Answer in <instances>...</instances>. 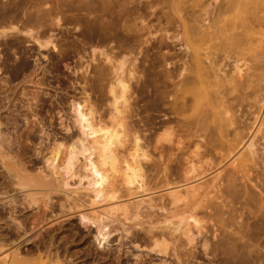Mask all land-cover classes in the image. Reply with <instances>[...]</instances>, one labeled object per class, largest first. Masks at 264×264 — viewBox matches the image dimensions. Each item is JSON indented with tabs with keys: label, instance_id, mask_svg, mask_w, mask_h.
Masks as SVG:
<instances>
[{
	"label": "bare ground",
	"instance_id": "6f19581e",
	"mask_svg": "<svg viewBox=\"0 0 264 264\" xmlns=\"http://www.w3.org/2000/svg\"><path fill=\"white\" fill-rule=\"evenodd\" d=\"M49 2L50 0L0 1V47L11 51L19 38L13 36L15 34L12 38L8 32L16 30L19 25L38 47L51 45L54 50L57 49L56 60L69 61L66 59L68 56L77 58L73 73L81 74L77 78L80 83H84L80 92L83 102L88 105L87 109L93 112L96 106L91 101L88 90L98 95L97 101L100 103H104L108 96L111 98L112 115L122 111L118 106L120 99L128 108L131 105L138 106L140 111L130 107L132 122L136 125V120L142 112L156 110V113L164 109L165 118L163 117L157 125L154 142H168L179 147L188 144L189 149L184 157L176 159L172 158L175 155L174 150L168 153L166 150L164 153V150L159 149V160L155 161L156 172L159 174L162 171L161 181L165 182V188L166 185L172 186L162 195L170 197L168 208L165 204H156L154 198L150 197L148 200L139 199L132 204V217H129L131 212L128 204H118L115 208L121 211L123 218L119 215L116 218L114 216L112 219H104L95 212L96 217L93 216L94 213H90L89 207V215L86 214V211H83L87 206L86 200H80L78 204L73 193L69 192L70 189L64 190L70 185L68 180L71 176L65 174L60 178L58 175L55 153L60 146L56 139L51 146L50 156L46 157L44 153L41 155L44 168H40L37 173H31L30 169H34V164L30 169L26 166L30 161L24 164L26 147L22 138L26 136L25 140L35 137L36 132L23 129L25 131L19 133L18 130L19 134L13 136L6 128L4 130L0 122V264H69V258L66 257L69 246L63 243L64 241L55 246V237L64 229L67 218L77 214L82 207L85 213L79 212L80 223L84 219H89L92 223L88 226L83 222L82 226H76L79 232H87L88 236L96 231L93 236L98 241L96 250L105 248L113 242L114 233H119L127 236L129 241L135 244L134 248H149L157 255L163 256L165 259H162L161 264H264V109L253 121L250 118V123L245 117L243 119V108H239L244 106L250 93L264 88V0ZM65 24L74 30L73 40L64 39L65 43H55L56 30ZM8 26H13L9 29L11 31H5ZM57 40L59 41V37ZM150 51L154 53L152 59ZM1 54L0 48V56ZM86 57L95 62L92 69L95 73L94 79L92 82L89 80L91 84H88L85 77L90 66V62L85 60ZM229 59H233L232 66ZM253 60L258 63L253 64ZM235 92L239 93L233 95ZM160 113L163 114V111ZM112 115L109 118L112 119ZM91 118L82 112L81 118L78 117V127L81 128L80 134L93 136L91 153H97L98 160L94 161L82 154L84 161H87L83 165L87 174L85 175L84 171L85 176L81 177L93 178V188L98 189L95 195L104 200L106 195L102 188H105L104 183L107 184L106 181L110 180L107 169L110 168L109 171L113 172L117 169L116 153L111 146L121 144L125 134L115 125L108 127L105 122L98 120L95 123ZM140 121L143 120H138ZM15 122L18 123L16 120ZM71 127L66 128L69 132L66 140L73 137ZM46 135L48 137V134ZM143 138L142 135L139 137L144 141L146 137ZM82 140L80 139V142H83ZM136 143L139 146L137 141ZM73 145L70 147V162L74 160L73 156L77 151V147ZM213 155L215 158L233 160L226 165L230 166L226 169L227 176L220 178V174H217L209 180L198 179V183L189 182L192 181L189 175L197 172L193 157H197L199 162L206 160L205 166H211ZM63 157L65 158V155ZM174 160L176 163L170 164ZM63 164L65 167L63 165L62 168H68L66 163ZM57 165L59 166V163ZM46 170H49V173L45 172ZM130 170L128 171L131 174L125 173L124 178L127 186L136 184L138 180L144 186L143 180L141 181L143 175L140 174V177L138 168ZM192 177L194 179L195 175ZM219 178L220 184L216 183L219 185L212 197L215 201L203 203L200 196L209 194L203 186L214 185ZM110 184L112 181L108 185L113 187ZM13 191L21 192L23 198L14 193L8 198L9 203L4 202L5 195L12 194ZM56 192H62L63 199L54 200ZM108 198L116 197L112 194ZM144 202H147L148 210L141 207ZM179 202H183V209L171 213L172 206L179 207ZM30 207L36 210L32 215H26V210ZM154 209L165 210L164 213L169 210L170 218L179 217L180 223L176 225L168 217L165 219L166 225L161 226ZM127 220H131L132 224H126ZM182 222H186L185 228L181 226ZM204 222L212 223L211 234L208 231L210 236L203 231ZM178 232L179 235H176ZM79 238H82V235ZM83 239H87L84 234ZM125 244L127 242L120 236L119 246ZM140 260L141 264L146 262L144 258ZM117 263L122 264V261Z\"/></svg>",
	"mask_w": 264,
	"mask_h": 264
},
{
	"label": "rangeland",
	"instance_id": "374dc122",
	"mask_svg": "<svg viewBox=\"0 0 264 264\" xmlns=\"http://www.w3.org/2000/svg\"><path fill=\"white\" fill-rule=\"evenodd\" d=\"M0 1L6 2L8 0H0ZM51 1H54L52 3H56V2L59 3V1L62 2V0H50V2ZM18 26H17L16 30L12 29L13 26H8L7 29L5 30V31H11L9 29H12V31L8 32V33L11 37L13 34H15L13 36H16L17 38H19V40L15 42V44L16 43L17 44L16 45L14 44L11 51L10 50H4L3 47H0L2 49V54H1L2 56H0V122H2V125H3L2 127L4 128V130L6 128V130L11 132V134L13 136L17 135L18 130L20 131L19 133H21V131L23 132L25 130L30 131V132L31 131L36 132L37 136H35V137L29 138V139L26 138L25 140H24V138L26 136H24L22 138L23 139L22 143H24L23 145L26 147V154L24 155L23 160H26L27 162L24 161V164L26 165L30 161L26 166L29 169L34 167V169H32V170L30 169V172L31 173H37L40 171V168H44V160L42 161L43 157L41 155H42V153H44L46 157L50 156L51 146L57 140L56 143L58 144V146H60V147H57V152L55 153V155H56L55 165L57 166V169L59 171L58 175L60 178L63 177L65 174L72 177V178L70 177L68 180V184H70V185L65 187L64 190L70 189L69 192L73 193V197H75V200L78 204L80 203V200H82V201L86 200L85 201L87 203V206H85L86 208L82 207L83 211H86V214L89 215V212H87V210L90 211V209H91V211H90L91 214H93L95 212L97 216L104 217V219L107 217H110L112 219L114 216H115L114 218H116V216H119V215H120V217H122L121 211L116 210V208H115V207H117L118 204H120V205H127L128 204L130 206V207H128L130 210L129 209L128 210L130 212L131 211L133 212L132 204L134 202H136L139 199L148 200L150 197L154 198V201L156 202V204H158V205L165 204V206H167L166 208H168L170 197L162 196V195L165 194V192L167 193V191H165V190L170 189L169 187H172V186L166 185V188H165V185H164L165 182L161 181L162 180V178H161L162 171H160V168H159L158 171H160L161 173L157 174V172H156L155 161L157 162L159 160V158H158L159 149L164 150V153L166 150H167V153L171 150H174L175 155L172 156V158L176 159L178 157L179 158L184 157L186 155L185 153L188 151L189 148H188V144L179 147V146H173L170 143L168 144V142H163L162 144H156L154 142V133L157 131V125L159 124V121L161 119H163V117L165 116V113H166L165 110L161 109V111L158 110L159 112L157 111L156 113H155L156 110L155 111L150 110L152 112L148 111L147 113H146V111H144V113L142 112L141 116L138 119V120L142 119L143 121L138 122V120H136L133 117L134 120H136L137 124H138V125H136L134 123L135 124L134 125L132 122V118H131V116H132L131 108L135 107V108H137V111H140V109H138V106L131 105L130 106L131 108L130 107L128 108L125 106L126 103L124 101H122V99H120L118 106H119L120 111L121 110L122 111L120 112V114H117V112H116L115 114L112 115L111 114L112 110H111V106H110L111 98L108 96L107 100H105L104 103H100L97 101L98 95L93 94L92 90H88V93H90V96H91V101H93V104L96 105L95 106L96 111L94 110L92 112L91 109H89V108L87 109L88 105H86L83 102V99L81 98V96H82L81 92H82V87H83L84 83L83 82L80 83V79L77 78V76L80 77L81 74L80 73L79 74L73 73L74 72L73 67L75 66V64L77 62V58H75L73 56H68V58H66V59L69 61H66V60L61 61V59H60V61L58 59L56 60V56L58 55V53H56V52H58L57 49L54 50L51 45H48L45 48L44 47H41V48L38 47V45H36V43H34L33 40L29 39V37L23 32V31H25V29L20 27V26L18 28ZM59 28L56 30L57 35L55 38L56 39L55 43L60 42V41H61V43H65L64 39H66V41H70V40L72 41L73 40L74 37H72V36H73L74 30H72V27H70L68 24L66 26V24H65V25H63V27H59ZM62 28H63V30H62ZM19 29H21L22 31H19ZM68 29L70 32L68 31ZM66 36H68V38H65ZM57 37H59V41L57 40ZM63 45H65V44H63ZM8 52H10V53L7 54ZM262 52H264V48H263ZM150 55H151L150 59H152L154 57V53L152 51H150ZM150 55L148 56V59H149ZM54 56H55V59H53ZM4 58H5V60H4ZM6 58H8V59H6ZM73 59H75V60H73ZM85 60H88V62H90L89 63L90 66L88 67V71L85 74V77L88 79V84H89L94 79L95 73L92 69H93V66L95 65V62H92L90 57H86ZM174 60L176 61V59H174ZM5 62L7 64H5ZM230 62H231V66H232L233 65V59H231V60L229 59V63ZM178 63H180V62H178ZM252 63L256 64L258 62L253 60ZM4 64L6 65V67ZM66 64L68 66H66ZM228 69H229V67H228ZM230 69H232V68L230 67ZM255 78L256 77H254V79ZM89 80H90V82H89ZM129 82L133 83V81H129ZM171 88H172V85H170L169 89H171ZM249 91H253V89H249ZM239 92H235L233 95L238 94ZM171 93L172 92H170V97L172 98ZM233 95H231V96H233ZM250 103H252V104H250ZM141 104H143V103L141 102ZM99 107H101L100 108L101 112L99 111ZM236 108H238V106ZM239 108L240 109L243 108V112H244L243 119L246 118L247 122L251 123L253 121V119L255 118V116L258 114L260 116L262 113V110L264 109V88L256 91L255 93H250L247 100L244 102V106H240ZM250 110H253V111L251 112ZM76 111L78 112V114ZM162 111H163V114L160 113ZM240 111L238 112L239 114H240ZM82 112H84L90 118L92 117L91 120H93V121L95 120V123L98 120H101V121H103V123L105 122L108 125V127L115 125L116 128L117 127H118V129L121 128V130H123V132L125 134L124 139H122V141H121V144H118L116 146H114V145L111 146V149L113 150V152L116 153L115 154L116 155L115 160L117 159L116 160V166H117L116 168L117 169H116V172H113L112 170L109 171L110 168L107 169V173L109 174L110 180L107 179L108 180V181H106L107 184L104 183L106 191H105L104 187L102 188V190L104 191L103 193L106 195L108 200L107 199L105 200L106 197H104V200L96 197L95 194H97L98 191L96 192V190H98V189H97V187L93 188L95 186V185H93L94 184L93 178L81 177V176H85L87 174L85 171V167H83V165L87 161H84L85 158L82 156L87 155V158L91 157L94 161L98 160V158L96 157V156H98V154L95 152L93 154L91 153L92 145H93L92 144L93 136L91 137V135H88L87 133H85V135L80 134L81 128L78 126H80L79 125V119L81 118ZM111 115H112V119H113L112 122H111L112 119L109 118V117H111ZM129 115H130V117H129ZM142 115H143V118H145V119L142 118ZM148 116H149V118H148ZM154 116H155V118H154ZM78 117H79V119H78ZM124 117H125V119H124ZM250 118L252 119V121L250 120ZM149 119H150V122H148ZM15 120L18 121V123H16ZM152 120H154L153 123H152ZM155 121H157L156 124H155ZM13 123L15 124V126ZM106 124H105V126L107 127ZM18 125H20V126L17 128ZM76 125L78 128L76 127ZM133 125H134V127H133ZM67 126H69V127L72 126L71 127V134H72V131L75 134V135L73 134V137L71 140L68 139L69 141L65 139V137L69 135V132H67V130H66ZM20 127H22L21 128L22 130L20 129ZM132 127H133V129H132ZM23 129H25V130H23ZM131 129L133 131L130 132ZM139 132L144 138L146 137L145 139L143 138L144 141L142 139L141 140L139 139V137L141 136L139 134ZM46 134H48V137ZM39 135H41V136H39ZM135 135H138V136H135ZM62 136H63V138H62ZM78 136L80 138H78ZM51 137H54V139H52ZM41 138L42 139L44 138V139L42 140ZM134 138H135V140H134ZM147 138L149 141L147 140ZM80 139L81 140L83 139L82 140L83 142L85 141V139L87 141H85L83 143V142H80ZM128 140H130V141H128ZM41 141H42V143H41ZM78 141L82 144L83 147H81V144ZM136 141L139 143V146L137 145V143L135 144ZM43 142H44V144H43ZM62 145H64V146H62ZM72 145L75 146V148L76 147L78 148V149L76 148V150H77L76 153H78L79 156L74 151V153H75V154L73 153L74 154V156H73L74 160H72L70 162V160L72 159L71 158L69 160V156H71V154H72L70 147ZM159 146H161V147H159ZM36 147H38V149ZM39 147L41 148V150ZM85 147H86V149H85ZM87 149L89 152L87 151ZM116 150H118V151H116ZM242 151H243V149H242ZM44 154H43V156H44ZM82 154H84V155H82ZM64 155H65V158L63 157ZM75 156L78 157L79 159H77ZM41 157H42V159H41ZM146 157H148L147 160H145ZM210 157H211V155H210ZM212 157H213L212 160H210L212 162L211 163L212 167L210 166V164H207L208 166H205L206 165L205 162H207L206 160H203V162L202 161L199 162L197 157H193L194 163L196 164V171L197 172L195 171L196 174L192 173V175L190 174L191 176L189 175V179H192V181H189V182H197L198 179L199 180L201 179V181L209 180L217 174H220V178H225L227 176V170L226 169H228L230 166L227 167L226 165H229L227 163H230L233 160L227 161L228 159L226 160L225 158H221V157H217L218 158L217 159V158H215L216 156H214V155ZM61 158H62V160L64 159L63 163H66V165H67V162H69L67 165L68 168H66V169L62 168L63 165L65 167V164L62 163ZM34 159H35V161H33ZM76 159H77V161L75 162ZM221 159H223V160H221ZM60 160H61V162H60ZM175 161L176 160L170 162V164L171 163L175 164L176 163ZM58 163H59V166L57 165ZM42 164H43V166H42ZM32 165H33V167H31ZM38 167H39V169H38ZM220 167H222V168L220 169ZM120 168L122 169V171ZM127 168H128V170L138 168L139 175L140 174L143 175L142 177L140 175L141 181L143 180L145 185L142 186L143 183H141L140 180H138V182L136 184H134L132 186L130 185L128 187L127 186L128 183H126V180L124 178H125V173L128 172L129 174H131V172H130L131 170L128 171ZM142 169H144L143 172H141ZM75 170H76V172H75ZM68 171H70L72 175ZM84 171H85V175H84ZM45 172L49 173V170L48 171L46 170ZM67 172H68V174H67ZM112 173H113V175H111ZM156 174L159 176H157ZM193 175H195V178L197 180L194 181L195 178L193 179V177H192ZM200 177H202V178H200ZM220 178L214 182V185L213 184H209V185L207 184V185L203 186L204 190L206 192H209V194L200 196L201 197L200 199L202 200L203 203H210V202L212 203L215 201V199L212 197L217 191L216 187H218V185L220 184V181H221ZM111 181H112V184H110V185H113V187L108 185ZM160 182H162V183H160ZM216 183H219V184H216ZM162 185H163V187H162ZM110 189L112 191H114V193ZM109 192L111 194L108 195ZM14 193H16L15 195L19 196L20 198L21 197L23 198V194L21 192L19 193V191H17V192L13 191L12 194L10 193L8 195H5L6 199H3V201L9 203L10 200H8V198L11 197L12 195H14ZM92 194H94L95 196ZM112 194H115L116 198H108ZM218 194H220V193H218ZM62 197H63L62 192L61 193L60 192L54 193V200H57L58 198H62ZM95 198H97V199H95ZM91 199H93V200H91ZM159 199H160V201H159ZM190 199H193V198H190ZM211 199H212V201H211ZM99 201H101V202H99ZM182 204H183V202H179L178 203L179 207H177V208L175 206H172L173 208H171L170 212L172 213L174 211L182 210L183 209ZM92 205H94V206H92ZM110 206H112V207H110ZM88 207L90 209H88ZM141 207H143V210L145 208H147V210L149 209L147 202H144ZM82 208H80L79 211L76 212L77 214L71 215L69 218H67L68 221L66 220L64 222V229L59 231L55 237L56 238L55 246H57L58 242H60V241L61 242L64 241L63 243H67V245L69 246L67 253H66L67 256L65 254V256L70 259V260L68 259L69 264H110V263L116 264L119 260L122 261V264H141L140 259H143V258H144V260H146V262H144L142 264H158V263L161 264L162 259L163 260L165 259L163 256L157 255L155 252L151 251L149 248L141 247V248H138L139 250L137 248H134L133 246L135 244L131 243L129 241V238H127V236L124 237V235L123 236L119 235V233H114L113 242H110V244L107 245L105 248H103V249L98 248V250H96L97 245H98V244L96 245V243H98V241H96V239L93 237L95 235L96 231L94 230L92 233L93 235L91 234L88 236L87 232H85V233L79 232V230L77 229L76 224H78V225L80 224L82 226L83 222H85L89 226L92 223V221L90 222L89 219L88 220L84 219L83 222L80 223V219L78 217H79V215H81V213H79V212L85 213L82 211ZM113 209H115V210H113ZM34 210H36V209L35 208L33 209L30 207V209L28 208L26 210V212L28 211V213H26V212L25 213H26V215H32L33 212H35ZM164 211L165 210L154 209V212H156V214H157L156 216H158V224L161 223L160 224L161 226H165L166 225L165 219H167L168 217L169 218L171 217L169 210H167L166 213H164ZM101 212H103V213H101ZM132 212L129 214V217H132ZM95 213L93 214V216L95 215ZM104 213H105V215H103ZM96 215H95V217H96ZM200 215H202V213ZM156 216H155V219H156ZM160 221H162V222H160ZM170 221L176 225L180 223L179 217H177V218L172 217V218H170ZM125 223L130 225V224H132V221L127 220V221H125ZM210 223L211 222H209V223L204 222L203 223V226H204L203 231L206 232L207 235H209V236L211 234V228H212L211 227L212 223L211 224ZM92 226H94L93 229H95V225L92 224ZM181 226L183 228H185L186 222L185 223L182 222ZM181 231H183V229ZM194 231H196V229H194ZM208 231L210 232V234ZM83 234L86 235V237H87L86 240L83 239ZM81 235H82V238H79ZM176 235H179V232L176 233ZM120 236L122 239L124 238V241L127 242V244L119 246ZM65 239H66V241H65ZM55 246L53 247V251H55L54 250ZM100 253H102L104 256L101 255ZM104 257H105V259H104ZM169 261H170V259H169ZM203 261H204V259H203ZM117 264H120V263H117Z\"/></svg>",
	"mask_w": 264,
	"mask_h": 264
}]
</instances>
